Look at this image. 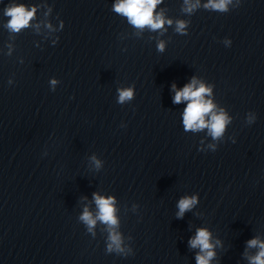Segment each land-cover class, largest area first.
Here are the masks:
<instances>
[{"label":"water","instance_id":"95a60500","mask_svg":"<svg viewBox=\"0 0 264 264\" xmlns=\"http://www.w3.org/2000/svg\"><path fill=\"white\" fill-rule=\"evenodd\" d=\"M118 2L0 0V264H197L198 229L209 264H251L248 241L264 242V0L191 13L161 0L156 30ZM14 5L35 9L18 32ZM193 79L228 117L219 138L184 127L189 101H173ZM95 195L113 198L116 226L80 219L97 217ZM113 231L123 252L108 251Z\"/></svg>","mask_w":264,"mask_h":264},{"label":"clouds","instance_id":"9594fccd","mask_svg":"<svg viewBox=\"0 0 264 264\" xmlns=\"http://www.w3.org/2000/svg\"><path fill=\"white\" fill-rule=\"evenodd\" d=\"M161 0H119L114 5V11L126 16L128 21L137 28L149 27L152 30L160 29L163 27L165 20L161 15L154 17V9ZM187 7L184 11L191 13L194 8L199 6V0L196 4H192L190 0H184ZM231 3V0H208L205 5L206 8L218 10L221 12L227 11V5ZM35 9L29 11L26 10L24 5H14L8 7L5 11V15L11 19L8 21L7 27L13 31L18 32L22 28L29 25L30 20L33 18ZM167 23L171 24L169 20ZM185 23L183 21L177 22L176 30L183 32L185 29ZM159 48L163 50V43L159 45ZM55 83V81H53ZM196 80L186 85L182 90L176 91L174 97V103H180L182 100L189 101L184 114L183 123L186 130H200L205 127L209 129L212 137L219 138L225 131V126L228 123V117L223 111L217 113L214 111V105L211 101L205 100V96L210 93V89L206 88L203 84L196 87ZM133 96L132 89H125L119 91V102L123 103L126 100H130ZM210 115V119L206 120L205 117ZM95 159V158H93ZM97 166L99 162L96 161ZM95 202L98 206L99 212L96 218H93L92 214L85 208L80 219L88 226L91 231L96 224V220L109 225L110 228L117 225V219L114 215L115 209L113 207V198H103L95 195ZM197 203L195 196L182 198L178 203L179 212L178 217H182L183 214L190 210ZM109 239L111 243L108 245V251L115 250L117 252H123L121 247V238L118 233L110 232ZM191 247H199L202 254H198L196 257L197 264H209V260L213 257L214 253L211 251L213 245L210 243V233L206 229H198L195 238L189 241ZM248 247H259V252L256 256L251 258V264H264V242L258 239H252L248 241Z\"/></svg>","mask_w":264,"mask_h":264}]
</instances>
